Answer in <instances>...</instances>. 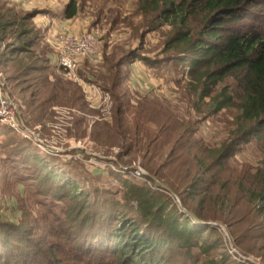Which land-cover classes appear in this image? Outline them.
I'll use <instances>...</instances> for the list:
<instances>
[{"label":"rangeland","instance_id":"rangeland-1","mask_svg":"<svg viewBox=\"0 0 264 264\" xmlns=\"http://www.w3.org/2000/svg\"><path fill=\"white\" fill-rule=\"evenodd\" d=\"M69 1L2 0L0 12L13 9L23 15L35 13L27 23V28L35 30L32 37L37 45L32 50L39 57H51L52 49L45 38L49 31L65 26L63 12ZM174 1L179 3L182 0ZM259 10L264 11V8ZM159 14L152 5H141L140 0H79L78 15L69 19L66 26L100 36L104 61L99 65H88L84 74L109 97H95L80 85L64 80L54 63L46 74L57 95L43 83V77H39L42 75H32L40 80L32 79L18 86L16 81L10 79L14 69L6 61L12 58L10 52L21 41L16 36L0 41V80L19 106L23 122L34 132L32 139H27L16 132V135L9 133L0 124V219L24 224L27 231L35 234V240H45L52 245L65 243L56 232L58 221L65 216L67 201L59 202L50 195L40 194L35 180L25 177L28 174L26 171L13 168L15 161L19 162L16 157L22 153L23 147H28L26 153L30 149L47 161L50 160L51 166L73 176L78 184L106 190L109 194H118L117 190L121 188L116 175L140 184L147 183L134 177L135 170L141 168L149 176L150 168L165 162L175 148L176 140H179L176 145L178 151L174 155L176 164L184 163L177 169L174 166L172 170L170 168L172 179L182 178L188 170L192 171L190 180L194 178L199 172L194 154L203 158L210 155L216 158L218 152H226V147L236 136L238 110L227 108L214 113L209 98L202 103L199 101L194 93L195 83L186 69L176 61H167V58L177 56L182 45L164 53L170 40L180 30L196 36L204 25L206 13L199 10L189 16L186 26L179 21L163 22ZM135 52L148 58H161L162 61L152 66L141 64L143 68L131 72L130 65L121 66L120 62ZM22 58L28 61L25 55L16 59ZM144 81L152 83L153 88L150 89ZM29 84L32 85L27 87ZM225 84L233 85L234 81L226 80L216 92ZM39 90L40 94L34 97L35 107L32 108L31 94ZM123 94L127 96L125 100H130L123 125L132 132L125 141L113 135L115 108L119 105L117 99ZM72 95L80 98L79 103H71L66 99ZM42 101L45 104L37 109L36 106ZM142 104L148 108L145 113L138 111ZM167 112L172 114L170 121L173 131L159 135L152 121L155 119L162 124L163 115ZM136 129L139 130L138 134L135 133ZM156 135L159 138L153 143ZM130 144L132 150L127 151L126 146ZM229 150L231 157L223 168L213 171L219 172L220 184L208 195L203 193L194 201H188V205L203 211L208 218H215L205 222L211 225L204 226H212L218 231L214 236L220 237L233 260L253 264L248 260L251 259L264 264V236L257 237L264 234V215L258 213L262 202L247 195L251 183L264 174V136L262 141L254 139L250 143L230 147ZM162 172L169 173L168 169ZM165 190L181 208L185 196L181 197L180 192ZM232 218L235 222H241L230 225L227 221ZM253 236L257 238L252 239ZM251 246H256L254 252L248 251ZM233 248L238 254H232ZM217 252L224 251L220 248ZM62 253L60 255L68 264L74 263L65 251Z\"/></svg>","mask_w":264,"mask_h":264},{"label":"trees","instance_id":"trees-1","mask_svg":"<svg viewBox=\"0 0 264 264\" xmlns=\"http://www.w3.org/2000/svg\"><path fill=\"white\" fill-rule=\"evenodd\" d=\"M140 3L143 6L152 5L155 12H160L158 17L163 22L179 21L183 26H186L189 16L195 15L199 10L206 13L204 25L196 36H191L189 31L180 30L170 40L164 53L182 45L177 56L167 58V61H176L186 69L191 81L195 83L194 93L199 101L202 103L209 98L214 113L227 108L238 110L235 138L226 147V152H218L216 158L211 155L203 158L194 154L199 172L192 180V171L189 170L182 178L172 179L171 170L184 163L176 164L174 155L179 143L176 140L175 148L165 162L149 169L150 175L146 179L151 182L152 187L147 183L140 184L116 175L121 185L117 190L118 194L78 184L73 176L51 166L50 160L47 161L30 149L26 153L28 147H23L22 153L16 157L19 162L15 161L13 168L26 171L28 174L25 177L35 180L40 194L50 195L59 202L67 201L65 216L58 221L56 232L65 243L52 245L45 240H35V234L27 231L24 224L0 219V264H68L60 255L62 251L74 261L72 264H243L229 256L220 237L214 236L218 233L214 227L200 225L182 211L166 192L162 182L173 192H180L181 197L184 195L183 206L202 221L214 220L215 218L204 215L203 211L189 206L188 201H194L203 193L208 195L220 184L219 172L213 171L215 168L222 169L231 157L230 147H238L254 139L262 141L264 11L259 8H264V0H182L179 3L174 0H140ZM143 10L146 9L143 7ZM78 12L79 0H70L63 16L66 20L73 19ZM34 15L35 13L19 14L13 9L0 12V41H5L9 36H16L21 41L10 52L12 58H7L6 61L14 69L10 76L12 81L20 86L32 79H39L32 75H42L39 77H43L42 81L49 89L52 84L46 73L52 65V59L49 55H35L32 50L37 45L32 37L35 30L27 28V23ZM20 55L27 56L28 61L24 58L16 59ZM136 61L152 66L162 60L135 52L128 55L120 65H130ZM228 79H232L234 84H225L216 92L219 85ZM52 91L55 92V89L52 88ZM38 94L40 90L31 94L30 107H35L34 97ZM55 94L57 95L56 92ZM126 97L123 94L117 99L119 105L115 108L116 121L113 127L114 137L123 141L128 140V136L132 134L131 129L123 125L130 102L125 100ZM66 99L71 103H79L80 98L72 95ZM148 103L154 106L152 101ZM44 104L45 101H42L36 108L40 109ZM144 106L146 105L139 106L140 113L148 111ZM167 113L163 115L162 124L155 119L152 121L157 126L159 135L173 131L170 121L172 114ZM3 128L15 134L11 128ZM137 130L135 133L138 134ZM159 135L155 136L153 143ZM126 150L131 151L132 144L126 146ZM172 166L174 167L171 168ZM165 169L169 173H163ZM183 187L185 188L181 191ZM247 195L262 202L258 213L264 215V174H260V179L251 183ZM227 222L235 225L241 221L235 222L232 218ZM262 236L264 234L257 237ZM257 237L253 236L252 239ZM220 248L224 252H217ZM255 250L256 246L248 249L250 252Z\"/></svg>","mask_w":264,"mask_h":264},{"label":"built area","instance_id":"built-area-1","mask_svg":"<svg viewBox=\"0 0 264 264\" xmlns=\"http://www.w3.org/2000/svg\"><path fill=\"white\" fill-rule=\"evenodd\" d=\"M45 40L52 49V63H54L56 70L64 80L80 85L84 91L95 97L108 96L92 84L91 79L84 74V70L88 65H99L104 61L100 36L88 31L76 30L71 26H61L49 31ZM99 108L102 109V106H99ZM0 124L11 128L18 135L27 139H32L34 135V132L23 122L19 106L14 102L6 85L1 80ZM40 143L44 145L43 142ZM133 175L137 179H143L152 187L151 182L146 179L147 174L143 169H136ZM232 254H238V251L233 248ZM248 260L253 264H259L251 259Z\"/></svg>","mask_w":264,"mask_h":264},{"label":"water","instance_id":"water-1","mask_svg":"<svg viewBox=\"0 0 264 264\" xmlns=\"http://www.w3.org/2000/svg\"><path fill=\"white\" fill-rule=\"evenodd\" d=\"M162 186L165 187L170 193H173V191L168 186H166L164 184H162ZM181 209L185 214H187L188 216H191L198 224H200V225H211V224H207V223L203 222L194 212L185 209L183 207V205H181Z\"/></svg>","mask_w":264,"mask_h":264},{"label":"crops","instance_id":"crops-1","mask_svg":"<svg viewBox=\"0 0 264 264\" xmlns=\"http://www.w3.org/2000/svg\"><path fill=\"white\" fill-rule=\"evenodd\" d=\"M65 24V26L66 25H68L69 24V19L68 20H66V22L64 23ZM64 26V25H63ZM141 64H143L142 62H140V61H136V62H134V63H131L130 64V71L132 72L133 71V69H137V68H143V65H145V64H143V65H141ZM88 77V76H87ZM89 78V77H88ZM90 79V78H89ZM145 80V79H144ZM139 83H142V82H140V81H138ZM147 84L149 87H150V89H152L153 88V85H152V83H150V82H145L144 81V84Z\"/></svg>","mask_w":264,"mask_h":264}]
</instances>
